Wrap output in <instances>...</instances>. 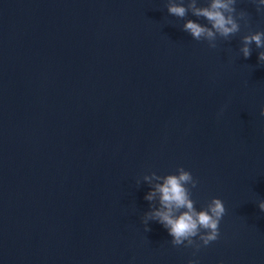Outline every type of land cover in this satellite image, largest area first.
Masks as SVG:
<instances>
[{
	"label": "water",
	"instance_id": "95a60500",
	"mask_svg": "<svg viewBox=\"0 0 264 264\" xmlns=\"http://www.w3.org/2000/svg\"><path fill=\"white\" fill-rule=\"evenodd\" d=\"M0 264H264V0H0Z\"/></svg>",
	"mask_w": 264,
	"mask_h": 264
}]
</instances>
